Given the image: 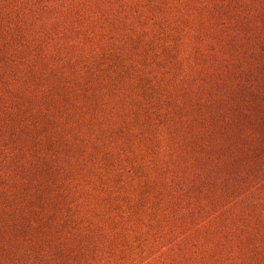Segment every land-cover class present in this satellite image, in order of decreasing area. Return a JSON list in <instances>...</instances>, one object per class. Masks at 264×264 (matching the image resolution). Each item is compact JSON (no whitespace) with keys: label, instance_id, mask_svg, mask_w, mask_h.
<instances>
[{"label":"rangeland","instance_id":"1","mask_svg":"<svg viewBox=\"0 0 264 264\" xmlns=\"http://www.w3.org/2000/svg\"><path fill=\"white\" fill-rule=\"evenodd\" d=\"M0 264H264V0H0Z\"/></svg>","mask_w":264,"mask_h":264}]
</instances>
